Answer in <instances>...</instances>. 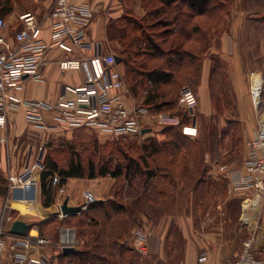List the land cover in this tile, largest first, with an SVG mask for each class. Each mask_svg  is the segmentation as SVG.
<instances>
[{"label": "crops", "instance_id": "1", "mask_svg": "<svg viewBox=\"0 0 264 264\" xmlns=\"http://www.w3.org/2000/svg\"><path fill=\"white\" fill-rule=\"evenodd\" d=\"M55 1L0 0V16L7 21L5 35L14 41L23 28L21 17L32 12L39 20V37L49 43ZM69 1L92 5L88 38L104 41L105 52L122 57L118 69L126 79L129 106L159 109L146 102L147 92L139 82L147 79V64L171 71L173 80L185 82L180 92L185 86L195 90L201 109V143L207 146L200 151L174 153L175 162L162 168L163 181L152 194H148L147 184L118 182L116 177H70L64 184L54 183V202L45 207L41 172L14 191L9 201L21 213L6 221L5 227L11 230L17 220H23L29 228L36 225L40 232L43 229L57 245L34 255L47 256L49 264H219L237 260L248 240L256 257L264 262V193L234 190L228 178L229 171L243 166L248 142L264 122V97L257 105L251 93L255 78L264 80V0H212L195 8L186 0L171 5L152 0L153 9L148 7L151 0ZM176 14L181 17L175 20ZM129 17L153 26L163 53L146 57L133 52L148 44L140 29L134 39ZM69 43L74 46L72 40ZM82 54L92 56L94 52L49 49L40 67L42 78H25L15 93L25 99L56 100L67 86L81 85L88 76L86 68L61 69L59 60ZM133 62L139 63L136 70ZM129 79L141 87L137 94L128 85ZM155 120L146 133L157 130ZM25 121L29 122L26 106L21 104L8 128H0V162L3 146H10L11 137L24 131ZM82 128L89 127L37 129L61 133ZM155 138L164 142L167 136L159 130ZM191 138L187 139L193 142ZM61 187L64 192H60ZM87 190L98 200L80 212L63 215L64 200L83 205ZM0 209L6 214L12 209L2 201L1 193ZM140 226L151 232L148 254H141L134 245V229ZM59 243H76V252H66ZM204 254L208 259L203 263L200 257Z\"/></svg>", "mask_w": 264, "mask_h": 264}, {"label": "built area", "instance_id": "2", "mask_svg": "<svg viewBox=\"0 0 264 264\" xmlns=\"http://www.w3.org/2000/svg\"><path fill=\"white\" fill-rule=\"evenodd\" d=\"M51 41L45 42L39 37L40 24L37 16L28 12L21 18L23 28L11 41L5 35L7 21L0 16V128L7 129L12 114L19 105L26 106L30 124L45 131L62 128L89 127L106 131L114 136L143 134L149 127L145 121L157 126H181L183 133L195 138L200 133V101L190 86H185L178 101L180 112L150 115L143 106H129L127 83L118 69L116 55L104 50V41L88 38V27L93 18L90 3L74 4L69 0H56L52 11ZM74 42V46L69 43ZM63 48L72 53L75 48L81 52L93 51L94 55L65 56L59 60L61 69L79 70L86 68L88 76L84 83L67 86L65 92L54 101L31 100L19 97L15 89L22 86L25 78H42L40 67L45 62L47 51L51 48ZM259 79V80H258ZM264 89L261 78L254 80L252 98L260 104ZM67 92L73 94L68 96ZM186 122H184V120ZM6 141V138H3ZM247 158L240 168L228 173L231 188L234 190H254L264 193V122L255 136L248 142ZM43 149V148H41ZM44 154L28 161L17 177L16 185L31 183L46 170ZM62 177L55 173L54 183H60ZM61 187L60 192H64ZM96 194L87 190L84 193L83 207L95 203ZM12 219L4 209H0V264H49V258L34 254L46 247L57 245L50 237L44 236L38 226L32 225L24 235L11 232L5 222ZM151 232L144 227H135L134 245L141 254H148ZM76 243H59L62 249L73 247ZM207 255L200 257L206 262ZM219 264H264L254 254L252 242L246 241L237 260H226Z\"/></svg>", "mask_w": 264, "mask_h": 264}, {"label": "rangeland", "instance_id": "3", "mask_svg": "<svg viewBox=\"0 0 264 264\" xmlns=\"http://www.w3.org/2000/svg\"><path fill=\"white\" fill-rule=\"evenodd\" d=\"M255 80H257V78H255ZM128 82V85H130L131 89H133L137 94V91H139L141 87L135 83V80L129 79ZM183 83L185 82L172 84L170 87L172 89L174 99H177L179 96L180 88L185 85ZM172 97L173 96H170V98ZM262 97H264V89ZM180 111L181 108L177 105L176 109L169 112L176 113ZM149 114L151 116L155 115L152 111L149 112ZM24 124V131L13 136V138L11 137L12 144L9 146L5 143V146H3L4 153L0 162V193L2 195V201L4 200V203H9L10 208H12V213H7L8 216L12 217L21 213L20 209L17 208L16 205H13L14 207H12L14 202L9 201V199L12 201L14 191L21 188L16 185L17 177L23 166L28 161L35 160L40 153L44 154L45 163L48 159H51L56 161L60 167H67L72 160H75V162H82L86 169L88 168L90 161L95 162L96 168H100L104 165L108 166L110 171L122 168L124 174L118 179V182H121L127 180L126 168L128 166H131L134 162H140V164H142L140 156L144 151L143 147L146 144H149L148 142H150V138H155L159 130H164L166 128L159 126L157 130L154 129L155 131L153 130L150 133H145V135L134 134L130 136L118 137L97 128H82L72 131H64L61 133H43L27 121H25ZM145 124L150 126V123L147 121H145ZM200 133L197 137L191 138L194 139L192 142L194 145L179 138L181 143V145H179L180 148L177 146H171L172 150L173 148H178L180 150H193L197 148L198 150L205 149L207 144L202 145ZM167 134H170V132ZM171 134L174 136L173 134H176V132L172 131ZM163 161H165V159H163ZM152 165L151 161V166ZM141 166L144 168L143 164ZM103 177L113 176L107 175ZM129 177L130 183L134 182L143 184L146 180L134 173H131ZM53 226L56 228L57 223L53 224Z\"/></svg>", "mask_w": 264, "mask_h": 264}, {"label": "trees", "instance_id": "4", "mask_svg": "<svg viewBox=\"0 0 264 264\" xmlns=\"http://www.w3.org/2000/svg\"><path fill=\"white\" fill-rule=\"evenodd\" d=\"M179 1L181 0H162V2L165 3L166 5H171L172 3ZM186 1H188L189 5L193 8L197 6L200 7L205 6L208 3L212 2V0H186ZM148 7L150 9H153L154 2L152 0L148 2ZM196 11L197 9L193 10L194 14L196 13ZM180 17L181 15L179 16L178 14H176L174 19L176 20L179 19ZM129 19H130L129 21H131V23L133 24V31L131 33L134 32L135 34L134 39H136L137 32L140 29L143 31V40L147 41L148 44L146 47H140L137 50H133V52L136 54L142 53L146 57L147 56L152 57V56H156L157 53H163L161 52L162 49L160 48V46L156 43V35H155L156 33L153 26L149 27L143 25L142 23H140V20L137 17L136 18L129 17ZM138 64H139L138 62L132 63V66L135 70L136 68H139ZM147 67H148L147 68L148 71L146 72L147 79H143L139 81L143 90L147 92L146 102L148 104L157 105L159 109L156 111H152L155 114H159L165 111L168 112L173 111L174 109H176V106L178 105L180 93L177 99H174V95L172 94V89L170 87L172 86V84L181 83L180 82L181 80H173L172 78L174 76V73L171 71H167L164 68H159V67L149 68L148 64ZM170 96L173 97L170 98ZM183 120L184 122H186L185 119ZM172 131L176 132V134H173L174 136H172L171 134ZM168 132H170V134H167ZM164 133L167 136V139L164 142H159L158 139L156 138H150V142H148L149 144H146L143 147L144 151L141 154L140 159L142 164L144 165V168H142L141 166L142 164H140V162H134L132 164L133 166L131 165L126 168L127 180H129L130 178L129 176L131 175V173H134L135 175L137 174L138 176H141L142 178L146 179L143 184L148 185V189H147L148 194H152L156 189V187H158V184L162 183L163 181L162 180L163 176L161 174L162 168L169 166V162H175L176 154L174 153L184 152V151H200L198 150V148L193 150L178 149L180 148L179 145H181L179 138H181L184 141H188L189 143H192V141L186 138L181 126H167L164 129ZM171 146H177L178 148H173L172 150ZM163 159H165V161H163ZM151 161L153 164L152 166H151ZM46 168L47 169L44 170L41 174L43 205L45 207H50L54 202L56 189L54 186L53 178L55 172H57L62 177L59 184L66 183L67 179L70 177L95 178L99 176L103 177V176L111 175L113 177L120 178L124 174L122 168L113 171H110L108 166L106 165L101 166L100 168H96V164L94 161H90L88 168L86 169V167L83 165L82 162H75V160H72L67 167H60L56 161L48 159L46 161ZM131 184H138V183L132 182ZM58 224L59 222H57V225ZM41 233L44 236L51 238V236H49L43 229L41 230Z\"/></svg>", "mask_w": 264, "mask_h": 264}, {"label": "water", "instance_id": "5", "mask_svg": "<svg viewBox=\"0 0 264 264\" xmlns=\"http://www.w3.org/2000/svg\"><path fill=\"white\" fill-rule=\"evenodd\" d=\"M116 60L118 63H120L122 61V57L116 56ZM148 131H149L148 129H145L143 133H146ZM82 208H83V205L74 206V205L69 204V198H66L63 204L61 205V212L63 215H68V214L80 212ZM29 226L30 225L27 222L23 220H17L11 228V232L15 234H19V235H24L28 231ZM64 250L70 253L76 252L75 247H66L64 248Z\"/></svg>", "mask_w": 264, "mask_h": 264}]
</instances>
